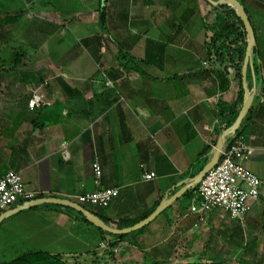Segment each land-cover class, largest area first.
I'll return each instance as SVG.
<instances>
[{
  "label": "crops",
  "instance_id": "1",
  "mask_svg": "<svg viewBox=\"0 0 264 264\" xmlns=\"http://www.w3.org/2000/svg\"><path fill=\"white\" fill-rule=\"evenodd\" d=\"M47 1L0 0L5 42L10 43L13 33L3 28L13 25L16 29L25 18L27 39L22 46L26 60L32 56L36 63L40 56L34 54L48 49L61 59L57 60L59 74L42 87L41 113L28 108L29 95L7 97L21 101L19 105H0V175L10 169L18 171L28 189L40 191L44 197L62 198L98 188L92 170L97 161L102 169L101 186L118 188L119 194L107 208L84 206L119 228V222L138 220L155 210L183 186L179 185L182 181L191 178L189 170L206 157V149L216 144L218 131L223 128L219 103H233L239 83L228 61L213 60L208 55L202 0H103L104 29L99 22L100 1L95 0L93 9L99 27L107 33L113 31L117 52L122 46L132 53L144 74L127 70L116 59L117 52L114 59L100 60L99 37L82 39L85 43L80 40L89 52L85 60L79 61V56L72 59L71 55L62 59L60 55L67 57L62 48L70 32L63 34L69 20L62 16L81 8L74 3L67 8L58 0L57 12L42 15L37 8ZM244 2L256 35L259 73L257 80L253 76L250 80L248 90H255V97L242 127L246 142L253 148L248 166L263 181L259 198L263 200L264 0ZM247 2L253 5L251 10ZM30 4L36 11L30 10ZM30 12L34 15L29 16ZM113 12L120 17L116 21ZM15 15L21 16L4 22L5 16ZM55 33L59 37L51 41ZM27 44L33 48H27ZM81 48L76 47L74 53L84 54ZM34 119L36 124L31 122ZM149 171L155 177L144 180L143 174ZM196 195V190L188 197L182 195L147 228L125 238L104 234L65 206L39 204L23 209L0 223V263L37 250L75 261L69 263L79 264V259L99 261L113 248H137L134 241L144 252L148 250L144 243L155 239L162 223L172 216L178 215L179 223H198L199 217L189 212ZM185 199L190 203L183 210Z\"/></svg>",
  "mask_w": 264,
  "mask_h": 264
},
{
  "label": "rangeland",
  "instance_id": "2",
  "mask_svg": "<svg viewBox=\"0 0 264 264\" xmlns=\"http://www.w3.org/2000/svg\"><path fill=\"white\" fill-rule=\"evenodd\" d=\"M255 1L256 0H253V2ZM25 2H28V0H25ZM47 2L48 4H43L44 6L40 5L37 9L42 12V15L46 14L47 16H49L48 13L57 12L59 4H57L58 0H48ZM63 2L64 6L66 5L67 8H71L75 4L81 9L79 10V12H67L63 16L62 14H60L62 17L69 20L65 25L66 28L65 30H63V34L66 30L67 32L68 30L70 31L68 34H66L65 44L62 48V53L66 54L65 56L67 57H64L63 55H60V57L62 59H68L69 55H71L72 59H77V57L79 56V61L85 60L86 55H89V52L88 50L86 51V49L83 47L81 43L82 39L99 37L100 49L98 51V54H100V60L114 59V55L117 50L115 49L116 43L111 38L113 35L111 33H113V31L107 33L99 27V23L97 20V12L93 9V5H95L96 1L60 0V5H62ZM27 6H29V4H27ZM252 6L253 5L251 3L247 2V7L249 10H251ZM261 7H264V5H261ZM30 8L31 11H36L34 8L31 7V4ZM33 15L34 13H29V16ZM112 15L114 16V21L120 18L114 12ZM207 15L208 25L212 24L216 17L215 11L212 10ZM131 19L132 23L134 21V17H132ZM27 21L28 20H25L24 18L16 29H12L13 25H9L8 27L6 26L3 28L4 30H7L9 34L11 33V30L13 33L10 36V43L9 41H4V43L3 39H1L2 45H0V105H3L5 107H9V105H19V102H21L19 100H11L7 97H10L12 95H29L35 87L42 85L40 83L37 84L35 81H30V83L32 84H28L29 86L26 84H22L21 82H19L18 79L19 72L16 69L8 68V64L10 63L8 62V59L10 58V53H15L16 51H20L21 53L24 49L22 45L27 39L24 34L26 31L25 29ZM0 31H2V27H0ZM207 33L209 36H211V33ZM58 37L59 35L55 33L51 41H57ZM54 45L56 46V42H54L53 46ZM79 46L82 47L81 49L84 54L74 53L76 52V47L78 48ZM26 47L33 48L31 44H27ZM26 54L27 53L25 52V56H27ZM29 54L31 55V52H29ZM72 54L74 55V57ZM34 56H40L36 57V63L33 61L31 56V59L25 61L26 64L24 66H19L17 67V69L33 70L35 77L37 79L41 78L43 80L44 84L42 87H46L47 84H45V81L49 83L53 80V78L57 76V74H59L57 71V60L61 59L57 57L56 52H54L53 50L52 52H50L49 49L46 52L34 54ZM33 63L34 66L32 65ZM77 71L82 72L83 69H77ZM253 80L255 81V78ZM259 202H257L256 206H254V210L251 211L250 214H248L242 222L233 220L222 210H213L211 213H209L210 217L208 216L207 220L202 221L199 219L196 225H191V223L185 224L182 221L179 223V216L176 215L172 216L168 222L166 221L162 223V225L160 226L162 227L161 232H159V235L155 236V239L151 240L150 243H144V246L146 245V247H148V250L144 252H141V249H139V247H133L128 250L127 248L124 250V248L119 247L116 248L117 250H114L113 248L112 252H110V254L105 255V258H103V260H77L79 264H151L148 263L146 252L152 251L151 247L154 245H158V247H160L161 249V252L164 250V248L169 251L168 258H166L170 261V263L186 264L190 260L192 261L197 259L200 255H202L203 258L207 259L210 257V255H213L215 253V251L213 252L214 249L222 250L223 253L228 255L229 264H240L239 261L241 258H245L252 261V264H264V199L259 200ZM189 203V199H185L183 201V210L188 208ZM42 207L46 206L43 205ZM177 223L179 224L177 225ZM235 226H238L239 234L235 237H229L231 232L234 230ZM2 237L3 235L0 234L1 242L3 241L1 239ZM228 237L229 239H231V241H223ZM157 239L159 240L155 241ZM153 241L155 242V244L153 243ZM245 244L252 245L248 250L254 249V252L247 254L246 250L243 249V245ZM254 253L255 255L253 256ZM162 259L165 258L162 256L161 260ZM68 261L75 262L72 261V259H69Z\"/></svg>",
  "mask_w": 264,
  "mask_h": 264
},
{
  "label": "trees",
  "instance_id": "3",
  "mask_svg": "<svg viewBox=\"0 0 264 264\" xmlns=\"http://www.w3.org/2000/svg\"><path fill=\"white\" fill-rule=\"evenodd\" d=\"M99 1H100L99 7H98L99 14H100L99 22H100V25H103V29H104L105 28V22H106V12H105L102 4H101V1H103V0H99ZM202 1H203V11L205 10L203 21L205 24L206 31L211 33V36L208 35L207 43H206L208 55L210 56L212 53H214L217 59L228 61L234 69V78H236L238 80V83H239L236 100L233 103H227L224 101L219 103L218 117H219L220 123L223 124L222 130L220 129L218 131V134L220 135L223 130H226V129L231 127V125L235 121V119H236V117H237V115L241 109V106L243 104V100H244V96H245V89L243 87L242 70H243L244 58H245V53H246V48H247L248 34H247V31L244 27L243 21L241 20V18L239 16L237 9H235L232 5L220 3L219 0H202ZM212 1H214L215 3H213ZM239 1L244 5L245 10L247 11L244 0H239ZM212 10L215 11L216 17H215L214 22L212 24L208 25V23H207V18H208L207 16L208 15L207 14H209V12H211ZM247 14H248V11H247ZM21 15H15V16H11V17L5 16L6 20L4 22L11 23L12 21L18 20V18ZM0 22H1V19H0ZM5 36H6V34H4V32H2V31H0V40L3 39V41H7ZM82 42L85 43L86 40H83ZM119 48L120 49L118 50V52L115 55L116 59L119 62H121L127 68V70H136L139 73L144 74L140 71V68H139V65L137 62V58L132 53L125 50L122 46H120ZM257 53H258V50H257V44H256V46L254 47L252 54H251V61H252L253 68H251V66L248 65L247 71H246V81L248 84L247 85L248 89L250 87V80L252 78V74H253L255 80L258 79L259 66H258L257 60H258L259 56H257ZM25 57H26L25 51H22L21 53H20V51L19 52L16 51L15 53H10V58L8 59V62H10V63L8 64L9 65L8 68L16 69L19 72V78L18 79H19V82H21L22 84H26L30 81H35L37 84L40 83L43 85V80L41 78L37 79L35 77V74L33 73V70L17 69V67L24 66L26 64ZM4 61H6V60H4ZM31 95H32V92L29 94V96L31 97ZM28 100L29 99L26 98V104L27 105H28ZM28 108H29V106H28ZM42 108H44V107L39 106V107L34 108V110H37L39 113H41ZM251 109H252V106H251L249 111H251ZM31 122H32V124L33 123L36 124L35 119L32 120ZM39 123L41 124V122H39ZM242 123H243V121H242ZM242 123H241L239 129L237 130V132L235 134L227 136V139L225 142L229 143V142H232L235 139V137H237V136H240V135L244 136V129L242 127ZM40 124H39V126H40ZM211 149L212 148L208 147L205 151V152L208 151L206 154V157L201 159L197 163H195V165H193V167L189 170V176L190 177L195 176L199 172V170L207 163L208 159L210 158ZM198 186L199 185H196L195 187L186 190L183 193V197H188L190 194L193 193V191H195V190L197 191ZM41 197H44V196L41 195L39 198H41ZM49 197H51V196H49ZM49 205H51V204H49ZM69 209H72V208H69ZM73 210H75V209H73ZM153 211H154V209L148 211L141 219H138V220H129L126 222L123 221V223L119 222L118 227L123 228V227L132 226V225L136 224L137 222L141 221L142 219L146 218ZM76 212L82 217V219L84 221L89 222V220H87L81 213H79L78 211H76ZM94 213L97 214L105 222H107L106 218H104L102 216V214H100L98 211H94ZM194 214H196L197 217H199L198 213H194ZM207 219H208V217L205 220H207ZM145 227L146 226H144L143 228H140L138 230H135L129 234H120V235H113L111 233L103 231L102 229H99V228L98 229H99V231L103 232L104 234H108V235H111V236L116 237V238H125L128 235H132L133 237L136 236L140 231L144 230ZM238 229H239L238 226H235L234 227L235 231L233 230L231 232V234L229 235V237L230 236L235 237L236 235H238L239 234ZM229 237L227 239H224L223 241H225V242L231 241V239H229ZM134 242H135V245L137 247H141V245L139 243H137L136 241H134ZM111 246H113V245H111ZM251 246L252 245H250V244L243 245V249L246 250L247 254L254 252V249L248 250ZM151 248H152L151 249L152 251L146 252L148 263H151V264H182V263H170V261L167 259L168 255H169V251L166 248H164V250H163L164 252L163 251L161 252V249H160V247H158V245H154ZM214 251H215V253L213 255H210V257L207 259L203 258V256L200 255L197 259L192 260V261L190 260L186 264H229L228 255L223 253L222 250H214L213 249V252ZM254 255H255V253L253 254V256ZM162 256L165 259L161 260ZM239 263L240 264H252V261L245 259V258L244 259L241 258ZM3 264H78V263H69L67 260L60 257L59 255H52V254H49L48 252L37 250V251L29 252V253H24L21 257L15 259L13 261H8V262L3 263Z\"/></svg>",
  "mask_w": 264,
  "mask_h": 264
},
{
  "label": "built area",
  "instance_id": "4",
  "mask_svg": "<svg viewBox=\"0 0 264 264\" xmlns=\"http://www.w3.org/2000/svg\"><path fill=\"white\" fill-rule=\"evenodd\" d=\"M210 56L211 59H216L214 53ZM203 64L207 65L208 62L204 61ZM42 86L39 85L32 90L28 100L30 109L43 104ZM252 153L253 148L243 135L235 137L232 142H226L215 166L198 184L197 195L193 198L189 212L198 213L199 219L204 221L211 211L222 210L233 220L242 222L262 192L263 181L248 166ZM92 170L95 184L98 186L96 190L79 195H66L62 198L83 206L107 208L118 196L119 189L101 186L102 169L97 161L93 162ZM154 177L155 173L151 171L143 174L144 180H151ZM40 196V191L25 186L20 172L10 169L0 175V214L15 204L23 205Z\"/></svg>",
  "mask_w": 264,
  "mask_h": 264
},
{
  "label": "water",
  "instance_id": "5",
  "mask_svg": "<svg viewBox=\"0 0 264 264\" xmlns=\"http://www.w3.org/2000/svg\"><path fill=\"white\" fill-rule=\"evenodd\" d=\"M212 2L215 3L214 1ZM219 2L223 4H230L235 9H237L239 16L241 20L243 21L244 27L248 34L247 48H246L244 65H243V70H242V75H243L242 80H243V87L245 89V96H244L243 104L241 106V109L235 121L233 122L230 128L223 130L222 133L219 135L216 141V144L212 147L210 151V158L208 159L207 163L199 170V172L195 176L191 177L190 179H186L182 181L179 185L183 184V186L176 193L163 199V201L160 202V204L156 207V209L150 215H148L146 218L142 219L141 221L137 222L136 224L132 226L123 227V228L113 227L110 224L106 223L103 219H101L93 211L87 209L85 206L75 201H71L69 199H64L60 197H41V198L30 200L24 203L23 205H17L16 207L9 209L0 214V223L8 216L14 213H17L23 209L31 208L39 204H55V205H61V206H65L68 208L75 209L76 211L81 213L87 220H89V222L92 223L95 227L102 229L103 231H106L113 235L128 234L130 232H133L135 230H138L148 225L162 211L168 208L171 205V203L179 199L186 190L195 187L201 182V180L204 178L207 172L215 166L219 158L220 151L223 149L225 145L227 136L235 134L237 130L239 129L243 119L245 118L246 114L249 112L253 104L254 97H255V90L249 92L248 87H247L248 84L246 81L247 66L250 65L251 68H253L252 61H251V54H252L254 47L257 44L255 31L250 22L249 16L247 14V11L245 10L244 5L239 0H219Z\"/></svg>",
  "mask_w": 264,
  "mask_h": 264
},
{
  "label": "clouds",
  "instance_id": "6",
  "mask_svg": "<svg viewBox=\"0 0 264 264\" xmlns=\"http://www.w3.org/2000/svg\"><path fill=\"white\" fill-rule=\"evenodd\" d=\"M226 143V142H225Z\"/></svg>",
  "mask_w": 264,
  "mask_h": 264
}]
</instances>
